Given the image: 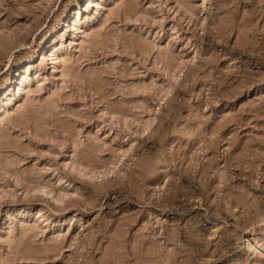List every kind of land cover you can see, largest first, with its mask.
I'll return each instance as SVG.
<instances>
[{"label":"rangeland","instance_id":"obj_1","mask_svg":"<svg viewBox=\"0 0 264 264\" xmlns=\"http://www.w3.org/2000/svg\"><path fill=\"white\" fill-rule=\"evenodd\" d=\"M0 264H264V0H0Z\"/></svg>","mask_w":264,"mask_h":264},{"label":"bare ground","instance_id":"obj_2","mask_svg":"<svg viewBox=\"0 0 264 264\" xmlns=\"http://www.w3.org/2000/svg\"><path fill=\"white\" fill-rule=\"evenodd\" d=\"M90 1L91 0H89V3H90ZM93 1V0H92ZM207 2V1H206ZM100 5L101 4H99V7H100ZM98 6V5H97ZM99 11V10H98ZM101 11V10H100ZM75 14V13H74ZM75 17V16H74ZM72 18V17H71ZM79 21V20H78ZM65 23H66V27H67V30H69L71 27H69V24H68V21L67 20H65ZM77 25V24H76ZM65 28V27H64ZM76 31V30H75ZM77 31H79V27H77ZM71 33V32H70ZM76 33V32H75ZM52 51V50H51ZM54 52H55V54H53L52 53V55H54V58H55V60L56 61H58L57 59H58V52H59V48L58 47H54V50H53ZM24 78V77H23ZM28 77L26 76L24 79H23V81H22V84L20 85L21 87H20V90L21 91H23L24 89H26V86H27V84H28ZM15 80V79H14ZM13 82V81H12ZM11 86H13V83L11 84ZM10 87V86H9ZM13 88V87H12ZM11 89L10 88H8V94L10 93L9 91H10ZM11 100V99H10ZM252 240H254V239H252ZM250 241V242H253V241Z\"/></svg>","mask_w":264,"mask_h":264}]
</instances>
